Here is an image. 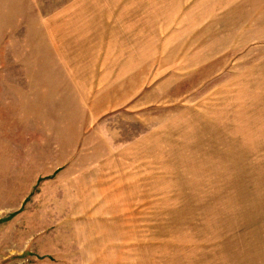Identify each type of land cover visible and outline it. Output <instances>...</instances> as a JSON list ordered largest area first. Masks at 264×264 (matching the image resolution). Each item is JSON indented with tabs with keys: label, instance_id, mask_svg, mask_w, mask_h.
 Listing matches in <instances>:
<instances>
[{
	"label": "rangeland",
	"instance_id": "obj_1",
	"mask_svg": "<svg viewBox=\"0 0 264 264\" xmlns=\"http://www.w3.org/2000/svg\"><path fill=\"white\" fill-rule=\"evenodd\" d=\"M0 264H264V0H0Z\"/></svg>",
	"mask_w": 264,
	"mask_h": 264
},
{
	"label": "crops",
	"instance_id": "obj_2",
	"mask_svg": "<svg viewBox=\"0 0 264 264\" xmlns=\"http://www.w3.org/2000/svg\"><path fill=\"white\" fill-rule=\"evenodd\" d=\"M238 6L239 5H235V13L234 14H237L238 13ZM236 22H235V24H242L243 22L241 21V16L238 14L237 15V17H236ZM255 72H257V70H255V68L253 67V69H252V72H250V73H255ZM251 86V85H250ZM244 89H242L241 91H240V93L241 94H243V91H245L246 89V87H243ZM254 88H256V86H251V90L250 91H248V94H250L251 95V97H253V99H254V101H255V99H256V94H255V89ZM242 96V95H241ZM249 102H251V101H249ZM254 103V102H253Z\"/></svg>",
	"mask_w": 264,
	"mask_h": 264
}]
</instances>
